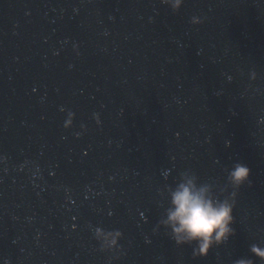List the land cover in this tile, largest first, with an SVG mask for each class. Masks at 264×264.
<instances>
[{"label": "water", "instance_id": "obj_1", "mask_svg": "<svg viewBox=\"0 0 264 264\" xmlns=\"http://www.w3.org/2000/svg\"><path fill=\"white\" fill-rule=\"evenodd\" d=\"M235 163L233 236L194 257L155 231L180 172L219 190ZM253 245L264 0H0V264H264Z\"/></svg>", "mask_w": 264, "mask_h": 264}, {"label": "clouds", "instance_id": "obj_2", "mask_svg": "<svg viewBox=\"0 0 264 264\" xmlns=\"http://www.w3.org/2000/svg\"><path fill=\"white\" fill-rule=\"evenodd\" d=\"M173 11L179 12L185 0H163ZM194 23H200L199 18H194ZM256 73H252V79ZM74 113H69L65 127H72ZM99 122V116L96 117ZM227 184L217 189L214 183L201 182L199 176L191 169L180 172L174 186L167 188L165 199L167 207L159 220L155 231L160 228L166 230L167 235L177 245L192 246L194 257H206L209 252L223 244L235 234L232 227L235 221V208L240 188L247 182L251 170L243 163H235L226 169ZM229 187L230 195H227ZM224 195L221 199L217 194ZM123 233L111 232L114 246L123 252L119 241ZM251 251L264 259V247L253 245ZM119 256H117V259ZM236 264H253L251 260L240 259Z\"/></svg>", "mask_w": 264, "mask_h": 264}]
</instances>
